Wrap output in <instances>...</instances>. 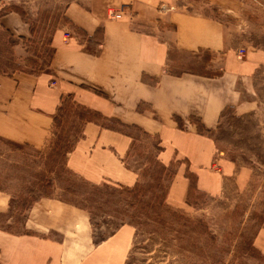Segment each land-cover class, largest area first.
Wrapping results in <instances>:
<instances>
[{"label":"crops","instance_id":"crops-1","mask_svg":"<svg viewBox=\"0 0 264 264\" xmlns=\"http://www.w3.org/2000/svg\"><path fill=\"white\" fill-rule=\"evenodd\" d=\"M183 1L133 0L131 14L119 19L106 16L103 4L96 11L77 3L65 6L71 27L53 33L47 70L0 75V137L44 147L53 138L57 106L70 97L101 116L82 123L66 154L74 173L92 184L132 185L137 173L124 159L134 136L123 128L139 127L157 138L159 162L177 165L169 204L185 203L187 170L195 173L199 190L219 193L223 179L211 169L215 143L208 132L225 109L249 105L242 91L259 60L238 59V45L228 39L225 23ZM160 2L173 9L157 10ZM0 26L16 38L29 34L16 13L2 15ZM173 47L222 56L220 72H170ZM195 121L206 131L199 132ZM114 123L123 131L108 126ZM9 204L10 194L0 189V212H7ZM22 226V232L0 227V264H124L135 231L123 223L98 240L89 211L52 197L33 202ZM254 244L264 252V232Z\"/></svg>","mask_w":264,"mask_h":264},{"label":"rangeland","instance_id":"rangeland-1","mask_svg":"<svg viewBox=\"0 0 264 264\" xmlns=\"http://www.w3.org/2000/svg\"><path fill=\"white\" fill-rule=\"evenodd\" d=\"M132 1L0 0V17L16 13L29 27L28 36L16 38L0 26V75L47 70L53 33L71 27L64 15L68 4L95 11L103 4L106 16L111 18L112 11L121 16L111 19H119L131 14ZM183 2L225 23L228 39L238 45V59L259 60L242 91L249 105L225 109L208 132L215 143L211 169L223 179L219 193L199 190L195 173L187 170L185 203L169 204L166 196L177 165L168 164L161 172L157 138L139 127L123 128L134 136L124 165L137 173L136 189L108 181L88 182L68 168L66 154L51 149V141L36 149L0 137V188L10 194L8 211L0 212L2 229L22 232L30 205L52 197L89 211L98 240L120 224H131L135 231L124 264H264V252L254 244L257 234L264 232V0ZM170 9L163 2L157 5L159 11ZM170 56L167 69L172 73L215 75L221 70L222 56L216 53L173 47ZM69 106L71 111L56 131L67 138L65 145L72 146L83 122L75 118L79 110L71 100Z\"/></svg>","mask_w":264,"mask_h":264},{"label":"trees","instance_id":"trees-1","mask_svg":"<svg viewBox=\"0 0 264 264\" xmlns=\"http://www.w3.org/2000/svg\"><path fill=\"white\" fill-rule=\"evenodd\" d=\"M5 31L9 35H11V33L8 30L5 29ZM50 44H51V40H50ZM52 54H53V49H52ZM52 54L49 57L50 59H49V61L47 63V66H49L50 63H51ZM21 71H26V72H30V73H38V72H32V71H27V70H21ZM191 72H193V71H191ZM199 74L206 75L204 73H199ZM208 76H210V75H208ZM69 100H71L70 97L62 98L60 104L57 106L56 112H55V114L53 116V138L51 139L52 147H51V145L49 146V147H51V149H56L57 151L62 150L64 152V154L68 153V151L71 149V146L70 145H65V143H67V138L64 139L63 136L58 134L56 130L62 126V123H63L62 119L65 116H67V114H69V112L71 111L70 110V106H69ZM72 102H73V105H75L76 108L79 110V111L74 113L75 114V118L79 119L80 121H82V122L89 121V120H94L95 121V120H98L99 118H101L99 113H97L96 111H92V110H90L88 108L80 106V105L76 104L74 101H72ZM114 124L116 126H113V125H108V126L111 127V128L117 129L119 131H123L117 126L116 123H114ZM196 124H197V130L199 132H205L206 131L205 128H203L199 123H196ZM158 149H159V147H158ZM160 164H161L160 171L162 172V171L165 170V168H164L165 165L162 164L161 162H160ZM195 184H196V182H195ZM137 187H138V183H136V180H135L134 183L132 184L131 189H136ZM0 189H2V188H0ZM188 189H189V186H188Z\"/></svg>","mask_w":264,"mask_h":264},{"label":"built area","instance_id":"built-area-1","mask_svg":"<svg viewBox=\"0 0 264 264\" xmlns=\"http://www.w3.org/2000/svg\"><path fill=\"white\" fill-rule=\"evenodd\" d=\"M163 8H164V7H163ZM112 13H113L112 11L109 13V16H110L111 18H115L114 16H117V18L121 16L120 13H116V12H114L113 14H112Z\"/></svg>","mask_w":264,"mask_h":264}]
</instances>
